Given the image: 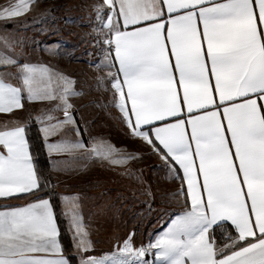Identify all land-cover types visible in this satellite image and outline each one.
Masks as SVG:
<instances>
[{"label": "snow or ice", "instance_id": "6c2138e0", "mask_svg": "<svg viewBox=\"0 0 264 264\" xmlns=\"http://www.w3.org/2000/svg\"><path fill=\"white\" fill-rule=\"evenodd\" d=\"M30 2L0 9V20L24 15ZM96 13L119 64L118 75L109 73L115 106L132 135L182 169L191 209L172 219L148 249H135L129 238L117 252L83 257L81 264H147L141 257L149 249L155 250L152 264H264V0H103ZM15 47L6 42L11 51H0V68L15 69L0 74V113L22 110L25 99L54 103L37 118L49 122L42 132L50 152L121 165L137 158L110 144L89 149L70 102L80 95L75 81L46 65L20 64L11 54ZM57 110L63 118L51 115ZM27 126L0 129V199L32 196L47 186L29 153ZM65 131L79 139L61 135L47 143ZM65 199L74 247L92 251L76 201ZM223 221L237 236L217 248L210 230ZM0 264H70L51 199L0 205Z\"/></svg>", "mask_w": 264, "mask_h": 264}, {"label": "crops", "instance_id": "0c3cea01", "mask_svg": "<svg viewBox=\"0 0 264 264\" xmlns=\"http://www.w3.org/2000/svg\"><path fill=\"white\" fill-rule=\"evenodd\" d=\"M101 1L103 2V0ZM25 14L24 15L26 16V19H28L29 12L27 11ZM13 19L16 20L15 22H19L20 17ZM120 25V30H125L122 20L120 21ZM127 30L132 31L134 29L129 27ZM2 33L3 30L2 27H0V51H11L10 49H6V42L8 44L15 45L16 47L14 49V52H11V54L19 60L20 64L30 63L34 65H46L56 73L63 74L64 76L70 77L73 81H75V91L80 93V95L72 96L70 98V102L73 105L75 118L79 125L80 131L83 134V142L88 146L89 149L93 146L94 143L97 146H107L109 144L108 141L107 144L104 140L99 142V129L97 127L101 125V122H104V124L107 123V119L110 113L108 112V114L105 112H100L101 106L98 96L99 86L96 85V82L87 80L88 76L86 74L85 76L83 75L85 65L87 67V61L86 64H84L81 54H79V56H77L76 53L72 54V51L66 49L65 47V50H62L63 46L60 44V40L59 42H57L58 54L56 55L54 52L56 49L52 48L53 45L48 44L46 46H43L42 48H39L35 47L34 43L30 44L29 41L33 40V36H30L29 40V36H20V32L18 31L14 32V34L11 33L10 36H7L6 33L3 35ZM56 57H58V59ZM51 58L59 60L58 63L54 62ZM111 62L112 65L109 70L110 72H112L113 76H116L118 75L117 70L119 68V64L114 61V46L111 48ZM87 69L90 70V68L88 67ZM14 71L15 69L11 67L0 68V74L13 73ZM84 77L87 79H84ZM89 77L91 79V75H89ZM3 78L6 80H11L13 83L16 82L15 77L12 75H4ZM120 78L122 79V76ZM108 82L109 87L113 90L112 79H108ZM85 93L86 96L83 95ZM113 94L115 95L114 90ZM35 103L36 102H29L25 99L23 101L24 106L22 110H14L12 113H0V129H3L5 126L11 128L19 125L29 124H34L37 126L42 138V143L53 177V181L48 187L58 193L60 216L63 220L65 229L69 233L71 238L72 254L76 256V258L78 256L77 260H80L83 258V256L80 255V253L77 252L78 249L74 247L73 230L70 229L69 218L65 215V212L68 208V203L65 198L76 201L78 212L82 217L84 227L89 233L92 249H97L98 247L94 248V246L96 245L95 242L98 241L97 235L99 233L108 234L114 233L115 230L124 231L125 224L127 226L130 225L131 221L135 217L139 216L137 210L143 211V217L147 216V214L149 213L147 211L149 209L148 205L147 207L145 205V203L148 201V198L146 196V180L144 183L139 179L135 182L136 186L132 187L130 174L127 170L128 166H126L125 164H113L106 159L93 158L87 155H85L84 158H79L81 156L80 152L73 154H60L50 152L46 144L45 134L42 132V128L49 122L46 120L43 123L38 122L37 118L47 114L49 110L55 109L56 105L49 102H37L40 106L37 110H35ZM117 110L118 114L121 115V118L124 122L123 114L118 108ZM51 115L58 118H63V112L60 110L51 112ZM183 118L187 119L188 117L184 115ZM168 122L174 123L175 121L169 120ZM51 123H55V121H51ZM153 125L155 127L163 126L160 122H153ZM153 125H142V128L145 131H151ZM126 126V135L123 131L121 132L123 133V136H129V134H131V130L129 129L127 124ZM190 131L191 129L189 128L188 132L190 133ZM112 133H114V130H112ZM61 135L70 137L73 140L79 139L75 131H65L62 134L51 137V139L48 140L47 143H56L61 138ZM25 138L27 139V136ZM29 153L32 157L30 147ZM32 159L34 163V158L32 157ZM171 169L173 170V174L176 179L180 182L186 205L182 209L171 215L165 225L155 233L153 238L154 242L164 231L167 230V227L171 223L172 219H175V217L182 212L191 209V201L190 199H186L187 184L182 179L183 171L179 168V165H175L174 167L171 166ZM132 194L134 196H132ZM40 199H49V197L43 196L24 200L0 199V205L20 207L28 203L36 202ZM204 199L206 201V194L204 195ZM141 203H143L142 206L140 205ZM115 218H119L116 224L114 222ZM221 223H227L235 229L230 221L218 222L217 224ZM120 225L122 226V228L119 227ZM101 242H104L109 247V239L104 237ZM114 243L115 242H112V248L115 247ZM63 255L68 259L64 247Z\"/></svg>", "mask_w": 264, "mask_h": 264}, {"label": "rangeland", "instance_id": "374dc122", "mask_svg": "<svg viewBox=\"0 0 264 264\" xmlns=\"http://www.w3.org/2000/svg\"><path fill=\"white\" fill-rule=\"evenodd\" d=\"M18 0H0V9L17 3ZM29 6V18L26 14L20 16L19 22L11 19L8 21L1 20L3 35L18 31L20 36H33L35 47L42 48L48 44L53 45L55 54H58V43L63 46L62 50L68 49L77 56L81 54L84 64V73L88 79L96 82L99 86L98 96L100 103V112L109 114L107 123L101 122L99 129V142L107 141L110 145H114L122 152L136 156V159H130L125 164L131 178V186L135 187L136 181L139 179L145 183L146 180V196L148 201L147 216L143 217V211L137 210L139 216L135 217L130 225L124 227V231L115 230L114 233L98 234L96 245L93 251L86 254L81 253L83 257L103 258L111 255L119 249L117 245L123 247L124 242L131 238V244L135 249L141 247L148 249L151 243H154V235L160 230L168 219L182 209L186 205L182 187L176 179L171 169V165L167 164L152 146L147 144L140 137L129 134L123 136L122 131L126 135V123L123 122L121 115L118 114L115 106V95L109 87L108 79L111 62V48L105 43L110 39L108 30L102 28V23L97 19L96 8L103 6L101 0H31ZM106 7V6H105ZM108 13L103 15V21L107 22ZM2 35V36H3ZM1 36V35H0ZM60 45V46H61ZM65 47V48H64ZM53 51V50H52ZM58 59V57H56ZM107 58V59H106ZM52 59V58H51ZM58 63L59 60L52 59ZM108 64L104 67L101 65ZM91 75V79L89 77ZM86 96V93L83 94ZM39 103H35V110L39 108ZM42 109V108H41ZM105 109V110H104ZM107 115V114H106ZM111 117V118H110ZM114 130V133H112ZM106 146V145H104ZM132 196H134L132 194ZM143 203L140 205L142 206ZM140 206V207H141ZM119 218H115V224ZM122 228V226H119ZM129 228V229H128ZM109 239V247L101 242L102 239ZM112 242L115 247L112 248ZM91 252V253H90ZM76 257V256H75ZM78 258V256H77ZM75 259L76 264L81 263V259ZM155 258V250L149 249L145 256L141 259L147 264H152Z\"/></svg>", "mask_w": 264, "mask_h": 264}, {"label": "trees", "instance_id": "16d2710c", "mask_svg": "<svg viewBox=\"0 0 264 264\" xmlns=\"http://www.w3.org/2000/svg\"><path fill=\"white\" fill-rule=\"evenodd\" d=\"M26 136L30 147V152L34 158V163L39 176L47 186L41 187L40 191L34 193L32 196H22L19 199H32L35 197H49L52 204L55 206V213L59 223L60 240L70 261V264H76V257L72 254V242L69 233L66 231L63 220L59 211V198L58 193L48 186L52 183L53 177L51 174L48 158L44 150L42 138L36 125L29 124L26 128ZM211 239L216 243L217 248H223L224 245L229 244L228 236L235 238L237 232L235 229L227 224H217L210 230Z\"/></svg>", "mask_w": 264, "mask_h": 264}]
</instances>
